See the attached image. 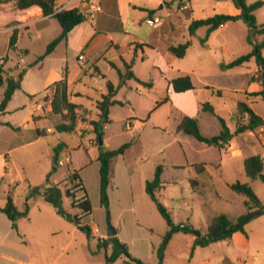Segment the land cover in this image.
Wrapping results in <instances>:
<instances>
[{"label":"rangeland","instance_id":"374dc122","mask_svg":"<svg viewBox=\"0 0 264 264\" xmlns=\"http://www.w3.org/2000/svg\"><path fill=\"white\" fill-rule=\"evenodd\" d=\"M174 1L173 12H183L182 5ZM257 0H248V3ZM264 1V0H263ZM152 1V7L157 9L159 5ZM192 16L195 19L204 18L213 14H231L234 6L230 0H191ZM15 5V4H14ZM168 8L169 4L165 5ZM163 13V11H162ZM177 15V14H176ZM259 24H264V5L255 12ZM11 14L0 13V24L10 20ZM182 23H174L175 28H181ZM6 29V27H5ZM2 31V29H0ZM60 32V26L55 20L42 26L36 33L25 34L20 44L29 50L27 56L23 57L24 65L15 63V68L20 70L25 66L24 91L35 92L41 90L44 82L54 78L60 69V58L63 57V48L60 46L56 53L48 60L36 62L37 57L44 54L46 46ZM206 34V28H200L196 36L189 38L188 34L177 35L173 39L176 46L190 40V46L183 58H179L173 64V71L160 73L152 67V58L145 61H137L132 68L137 78L127 80L120 85L119 76L115 69L106 72L107 63L105 55H101L96 62L101 74H106L103 80L96 75L87 72L89 66L79 67L75 64L76 55L68 51V67L70 78L78 79L75 86L70 88V100L75 104L85 106L87 112L80 111L79 117L74 123L73 132H59L53 126V119H45V128L52 127V132L46 134V140L38 144H32L16 150L1 147L0 152V173L7 168L8 177H4L2 184L7 186L11 183L15 188L13 197L21 206L27 186H38L45 183L46 177L51 173L52 161L47 159L46 150L53 152L54 143L64 140L69 146L62 158L70 157L72 166L75 168L85 185L91 212L84 214L78 208H72L70 203L76 205L84 197L79 184H70L68 176L72 173L71 165L57 167L56 171L49 177L50 183L57 182L64 192L69 189L71 198H64L63 208L70 215H76L80 222L89 225L91 228V240L77 230L76 244L85 252L90 248L95 250V241L107 238L105 228L108 224L118 232L117 238L125 243L133 259L140 260L143 264H158V250L162 245L164 235L168 230L163 218L157 212L154 203L145 193L143 180H151L157 165H162L163 192H158L157 197L165 204L175 224H191L194 228L205 233L206 226L212 217L224 214L231 221L245 213L247 198L231 191L226 183L248 182L255 195L264 204V184L259 181H249L243 171L240 162L241 156L246 151L238 149L236 144L231 151L230 159L232 166L228 165L215 172V176L208 186L203 184L205 168L211 170L219 169V156L224 152L225 146H207L199 143L193 138L176 133L178 123V111L175 106L165 103L155 108V102L167 96L165 78H174L189 75L198 91L197 102L209 103L215 109L218 116L226 120L227 125L233 127L236 103L238 101H256L253 105L255 113L264 118V99L254 97L250 93L257 91L259 81L257 79V68L254 58L241 66L221 70V64H227L237 57L251 52L252 47L247 42L249 31L242 20L227 22L225 27L217 29L211 35L210 41L204 46L200 39ZM254 42L264 40V35L252 37ZM5 34H0V56L8 49ZM139 50V49H138ZM11 54V53H9ZM264 57V50L262 51ZM120 64V63H116ZM32 66L31 70H27ZM86 67V72L82 69ZM124 72V67L122 69ZM238 80L241 91L229 92L222 89L229 81ZM110 81L117 89L116 98L123 102L122 106L116 105L110 109V122L106 125L105 138L107 148L115 149L124 143L133 142L125 151L123 156H118L113 161L112 175L108 187L109 207L107 217L106 209L100 205L99 176L98 170L85 169L89 159L94 161L97 151L95 134L90 130V121L95 119L92 112H95V102L107 93L105 82ZM242 82V84H241ZM152 84V87L145 84ZM203 85L212 86L216 89H199ZM206 86V87H208ZM219 91V94L216 92ZM3 90H0V100ZM212 93V94H211ZM177 94V93H175ZM174 96L176 100L190 101L189 96ZM28 97L25 94H18L11 102L8 110L26 104ZM197 118L200 132L204 136L216 135L219 130L217 119L208 112L200 111ZM28 111V110H27ZM229 112L231 114H229ZM26 112H18L11 116L1 115L2 121L20 122ZM149 116V117H148ZM130 117L143 122L140 127L133 125L132 129H126L125 124ZM229 119H233L229 120ZM127 121V122H126ZM126 122V123H125ZM130 124V123H129ZM17 133L9 128L0 131L2 138L10 139ZM30 135V134H28ZM256 137H258L256 135ZM93 141V144H91ZM103 146V145H102ZM256 151H260L259 145L255 142ZM245 152V153H244ZM51 155V154H50ZM6 156V161L4 159ZM70 161V160H69ZM182 166L174 167L173 164ZM206 163V167H205ZM204 165L203 170L197 172L195 165ZM73 168V169H74ZM84 168V169H83ZM90 169V170H89ZM87 170V171H85ZM195 179L196 183L190 186V180ZM81 184V183H80ZM77 185V186H76ZM83 185V184H82ZM87 196V195H86ZM247 235L246 248L237 247L230 240H222L212 243L204 248H195L193 256L190 257L194 236L183 232L174 233L163 249L162 264H222L226 258L230 264H264V215L251 221L245 226ZM105 252L99 250L90 260L85 258L76 260L73 264H108L105 260ZM110 254V250L107 251ZM225 258V259H224ZM110 264H135L131 259L120 256L114 263Z\"/></svg>","mask_w":264,"mask_h":264},{"label":"crops","instance_id":"0c3cea01","mask_svg":"<svg viewBox=\"0 0 264 264\" xmlns=\"http://www.w3.org/2000/svg\"><path fill=\"white\" fill-rule=\"evenodd\" d=\"M68 1H70V3L66 6L65 9L77 7L83 2V0H58V4L59 6H63L68 3ZM92 1L97 2L100 7V11L95 13L94 18L90 20L85 19L83 22L73 27L72 30L68 33L67 37L62 40L50 54L45 56L41 61H38L36 59V62H41L42 64L43 61L46 62V60H48V58L56 53L57 49L62 46L64 56L60 58V69L57 75L54 78L44 82L42 88H40L41 90L27 93L24 91V74L21 81V90L16 91L13 94L4 112L0 113V116L4 115L5 113L9 114L6 116H11L13 114H17L18 112L26 113L24 117L21 118L20 122H7L6 120L2 121L0 117V131H4V128H9L13 132L17 133L16 135H12L9 140L2 138L0 135V149L1 147H3L4 149H7V147H12L10 151H13L18 148H22L32 144H38L40 141L46 140L45 138L46 134L48 133V129L51 130L50 132H52L53 130L50 126L45 128V125L47 123L45 119H53V126L55 128L61 124H69L67 121V110L64 108V100L66 99L67 102L75 104L69 98L71 95L70 88L75 86V83L76 81H78V79H69L71 76L68 67V51L76 55V65H78L79 67H83L85 65L89 66V70L85 67L84 69H82L83 72H86V70H88L87 72L90 71L91 75L93 76L97 74L100 80H103L106 74H101L96 62L103 54L106 57L105 61L107 63V73L110 72L109 69H115L116 71L119 70L122 72L123 67L125 72V64L130 65V71L133 73L132 68L134 70V66L136 65L137 61L143 62L145 61V59L148 60L150 58H152V67L154 69H158L161 74L164 72L169 73L170 71H173V64L177 59H174L170 62L167 60V48L171 45L175 46L173 44L174 37L179 34H188L187 27L191 20L195 19L192 16V7L190 2L191 0H178L177 4L180 3L183 6V12L179 11L178 13H175L172 10V8L175 6L173 0H155V4L159 5L157 9H154L152 7L153 0ZM166 4H169L168 8H166ZM150 11L154 12L150 14ZM2 12L10 13L11 18L4 24H0V29H2V31L0 30V34L6 35L8 44V49L0 57L6 56V59L2 64L3 69L6 70L9 75L15 76L19 71L17 70V68H15V63L17 64L18 61L21 60V63L25 64L23 57L27 56L29 53V50L25 47H22L20 44L21 38L23 37L24 33L31 34L33 33V31L37 33L40 28H42V26H45L50 21H55V19L44 17L40 8L37 6L26 9H18L15 7L14 2L11 0L0 2V13ZM238 13L239 11L234 7L231 14L229 15H237ZM150 16H160L162 18V24L155 28L148 26L145 21ZM173 22H179L180 24L182 23L181 28L179 27V29H177L172 26ZM223 27H225V24L220 28ZM13 30H16V42L13 48L10 49L9 39L13 33ZM60 32L58 33V35L60 34ZM212 33L207 39L208 42L210 41ZM189 38L192 37L189 36ZM79 56H83V59L78 60ZM111 64L113 66H111ZM43 66L44 64L40 65L41 68ZM31 69L32 66L27 67V70ZM135 79L137 78L135 77ZM172 79H174L173 76H170V78H165L167 90L166 92L169 100L167 103L174 105L176 110L179 112L178 123L183 116L194 117L197 119L199 117V107H201L202 103L199 104L196 100L198 91L195 92L196 87L194 83L193 90H189L181 94L183 96H189L191 99L190 101H183L180 99L176 100L174 96H179V93L175 94V92L172 91L171 86L168 84ZM106 83L107 82H105V84ZM206 86L208 85H203V87H200L199 89H216L212 86ZM150 87H152V84H150ZM217 89H222L229 92L241 91V88L239 89L238 86V80L236 79L235 81L228 80L226 86ZM260 90L261 86L259 84L257 91L254 92H258ZM18 94L27 95V103L21 104V106L8 113L12 100ZM114 99L116 101H119L116 98V94L114 96ZM255 102L256 101L248 102L252 109ZM76 105L80 106L86 111H90L85 106H82L80 104ZM116 105L117 104L113 106ZM113 106H111L110 109ZM92 114L95 119L91 120H96L97 110H95V112H92ZM229 114L231 113L229 112ZM129 119L130 121H126L127 123L125 122L126 129H132L134 127L133 125L140 127V125L143 124V122L137 121L136 118L130 117ZM229 120L233 121V119ZM234 122L235 121H233V127L231 125H228L231 131L234 130ZM6 124L11 125L13 128H10ZM90 130L93 133L91 124ZM105 131L106 125L104 127V134L102 139L103 147L104 149L111 150L106 146L107 142L105 138ZM62 132L75 133L76 130H74L73 126V129L71 131ZM256 135L258 137H256ZM258 141H260L262 146L264 147V125L257 128L254 132L247 131L236 136L231 135L228 143L224 145V152L219 156V169H214L211 167V170H209L208 168H205V180L203 181V184L205 186H208L210 183H212L215 172H221V170H223V168L228 165L232 166V160L230 159V156L235 144L236 146H238V149L240 148L241 150L246 151L245 155L250 156L257 154V151L255 149V142L259 145ZM58 143L64 144V148L59 156V159H63L62 155L66 151H69L70 146L64 140H58L57 138L56 142L53 144L54 147ZM91 144L94 145L93 141H91ZM94 146L96 147L97 151L96 156H94V161L92 162V160L89 159V163H86L84 168H91L93 171H97L99 169V162L97 161L99 147L97 144ZM50 154L46 150L47 159H49V157L52 159L53 152H51ZM1 155L2 152H0V156ZM261 156L264 158V152L261 154ZM246 157L248 156H241L240 158L242 166L243 160ZM67 158L70 160L69 165H71L72 171H75V168L71 163V158ZM4 159L6 161V156H4ZM173 166L179 168L183 167V165L180 166L176 164V162L173 164ZM8 174L9 173L6 167L3 168V172L0 173V207L2 208L5 206L7 197L10 196L19 212H23L26 205L28 206V212L25 216H20L17 219V230L12 228L11 221L8 219V217L4 213L0 212V264H73L77 259L80 260L82 257L85 258L86 261H89L91 258L90 256L95 255L99 252L96 247L97 240L95 241V250L90 248V252L83 251L80 248V244H76L75 239L77 230L79 229L73 223L59 216L55 209L49 203L44 201L42 197L35 196L26 200V195L28 194L29 188L34 186L28 184L25 198L23 202H21L20 206L13 197L15 188L12 187L11 183L7 184V186L2 184L4 177H8ZM78 175L81 179L79 173ZM145 181L147 180H143L144 184ZM51 183L59 184L57 182ZM82 184L85 188L83 181ZM159 191L163 192V182L162 187ZM105 233L107 235L106 228ZM115 236H118L117 230ZM87 240L91 239L87 238ZM230 241L233 242L237 247H242L243 249H245L247 245V235L244 236L240 232H235L231 236ZM225 260L227 262L226 264H230V260L228 258H226Z\"/></svg>","mask_w":264,"mask_h":264},{"label":"trees","instance_id":"16d2710c","mask_svg":"<svg viewBox=\"0 0 264 264\" xmlns=\"http://www.w3.org/2000/svg\"><path fill=\"white\" fill-rule=\"evenodd\" d=\"M7 0H0L4 2ZM14 2L15 7L18 9H26L30 7L37 6L40 8L42 15L44 17H50L55 19L61 29L60 34L51 40L46 46L44 54L40 55L37 60L41 61L45 56L50 54L54 48L64 40L68 33L72 30L73 27L80 24L85 20L83 15L80 13L77 7L70 9H61L58 4V0H11ZM226 1V0H222ZM232 5L239 11L237 15L229 14H214L206 18L192 19L187 27V32L190 37L196 35V31L199 28L205 27L206 34L203 38L200 39L201 44L204 46L209 35L226 24L227 22H235L242 20L249 31L247 36V42L251 45L252 50L246 55L235 58L227 64H221V70H228L238 66L243 65L248 62L251 58L255 59L256 68H257V79L261 86V90L258 92L250 93L254 97H260L264 99V57L262 51L264 50V40L260 42H254L252 37L255 35H264V24H259L255 17V12L259 10L263 5V0H257L252 3H248V0H230ZM150 11L149 13H153ZM16 42V30H13V33L9 39V48L12 49ZM190 41L187 40L182 44L176 46H169L167 48V60L170 62L174 59L183 58L187 52L188 47L190 46ZM3 59V62L6 59V56L0 57ZM111 66H113L111 64ZM26 72V69L23 68L17 72L15 76L9 75V73L3 69V66L0 65V90L3 89L2 98L0 100V113L4 112L8 102L11 100L13 94L16 91L21 90V81ZM119 76L120 85L124 84L126 80L135 79L134 74L130 71V65L125 64V72L117 70ZM137 80V79H135ZM138 81V80H137ZM171 86V89L175 93H183L189 90L194 89L193 82L189 75H183L176 77L169 81L168 83ZM150 86V84H145ZM107 93L101 97V100H98L95 103V108L97 110V119L91 120L90 124L93 128V133L95 134V141L98 145L99 138L103 139L104 127L110 122L109 119V109L111 106L117 104L122 106L123 103L116 101L114 96L117 89L110 83H106ZM219 94V91L216 92ZM65 98V96H64ZM168 97L165 96L162 100L156 101L155 108L159 107L162 104L167 103ZM64 108L67 110V121L68 125H58L56 130L59 132L62 131H71L73 129L76 119L79 117L80 111H86L80 106L69 103L64 100ZM202 112H208L212 116L216 117L220 130L214 136H204L200 132L198 121L194 117L183 116L179 123L176 126V132H181L186 136H189L196 140L199 143H203L207 146H216L221 148L222 145L228 143L231 138V135H238L245 133L247 131L254 132L257 128L264 125V118L259 116L254 112L252 107L247 101H238L235 108L234 114V130L231 131L230 127L227 125V122L222 117L218 116L213 106L209 103H202L201 109ZM87 112V111H86ZM10 128H13L11 125L6 124ZM259 142L260 151L257 154L250 155L243 160V169L244 174L250 181L259 180L264 184V158L261 154L264 152V147L261 142ZM132 141L124 143L118 148L107 150L103 146L99 147L97 161L99 162L98 176H99V196H100V205L106 209L107 217L109 216V200H108V187L110 183V177L112 175V162L118 156L124 154V152L132 145ZM64 148L63 143H58L53 149L52 155V168L51 173L55 172L58 167V161L61 151ZM204 165H195V170L197 172L203 170ZM163 168L162 165H157L154 170V175L151 180L145 181L144 190L145 193L149 196L150 200L154 203L155 208L159 215L165 221L168 230L164 235V239L161 247L158 250L159 263L162 264V252L172 235L177 232H183L185 234H191L194 236L191 254L196 247L204 248L209 246L212 243H216L222 240H230L231 236L235 232H240L246 236L245 226L251 221L259 218L264 215V204L259 200V198L253 192L251 186L246 182H232L227 183V187L247 198L246 202V211L236 218L235 221H231L226 215L219 214L211 218L206 226L205 233L194 228L191 224H175L172 221L171 215L168 211V208L163 204L157 197V193L162 187L161 174ZM51 173L47 175L45 183L38 186L30 187L28 194L26 195V200L31 197L40 196L49 203L57 212L59 216L65 220L73 223L81 232H83L87 238L91 237V228L87 224L80 222L79 218L76 215H70L63 208V199L71 198L72 194L69 193V189L64 192L60 188L59 184H53L49 182V177ZM68 182L70 184L78 183L80 190L84 192L83 199L74 205L73 202L70 203L72 208L76 207L81 212L86 215H89L91 212V204L86 196V190L82 185V181L78 175V172L72 171L70 176H68ZM81 183V184H80ZM196 181L195 179L190 180V186H193ZM77 186V185H76ZM0 212L4 213L8 219L11 221V226L13 229L17 230L16 221L20 216H25L28 212V206H25L23 212H19L14 205L12 198L7 197V201L4 207H0ZM97 250H103L105 254L106 263H114L120 256H125L131 259L135 264H143L140 260L133 259L129 253L127 245L121 242L117 236L107 237L104 239H98L96 241ZM110 250V254H107V251ZM225 262L224 264H226Z\"/></svg>","mask_w":264,"mask_h":264},{"label":"built area","instance_id":"2783aa9c","mask_svg":"<svg viewBox=\"0 0 264 264\" xmlns=\"http://www.w3.org/2000/svg\"><path fill=\"white\" fill-rule=\"evenodd\" d=\"M69 3H70V1H68V3H66L63 6H60L58 11L63 9V8H66V6ZM77 8L79 9V11L83 15V17L87 20L94 18L95 13L100 11V7L97 4V2H94L92 0H83V2L81 4H79L77 6ZM182 8H183V6H182ZM145 22L148 26L155 28V27H158L162 24V18L160 16H150L146 19ZM82 59H83V56L78 57V60H82ZM2 64H3V59H0V65H2ZM17 65L22 66L24 64H22L21 60H20V61H18ZM21 69H23V68H21ZM127 128H128V126H127ZM50 131L51 130L48 129V132H50ZM68 163H69V159L67 157L63 158V159H59V161H58L59 166H64L65 164H68ZM78 188H80V186Z\"/></svg>","mask_w":264,"mask_h":264},{"label":"water","instance_id":"95a60500","mask_svg":"<svg viewBox=\"0 0 264 264\" xmlns=\"http://www.w3.org/2000/svg\"><path fill=\"white\" fill-rule=\"evenodd\" d=\"M102 145H103V140L101 138H99L98 147H100ZM115 234H116V230L112 226H110V224H108L107 236L112 237V236H115Z\"/></svg>","mask_w":264,"mask_h":264}]
</instances>
